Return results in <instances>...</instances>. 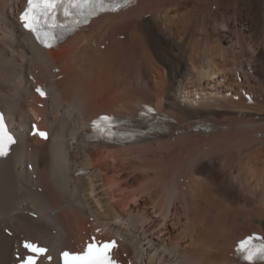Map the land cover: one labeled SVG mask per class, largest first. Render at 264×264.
Here are the masks:
<instances>
[{"label": "bare ground", "instance_id": "1", "mask_svg": "<svg viewBox=\"0 0 264 264\" xmlns=\"http://www.w3.org/2000/svg\"><path fill=\"white\" fill-rule=\"evenodd\" d=\"M25 3L0 0V107L17 134L0 158V264L16 234L70 246L96 216L130 227L114 231L145 264H264L233 250L264 234V0H134L48 49L20 27ZM148 104L169 133L89 141L102 113ZM34 114L47 140L28 135Z\"/></svg>", "mask_w": 264, "mask_h": 264}, {"label": "snow or ice", "instance_id": "2", "mask_svg": "<svg viewBox=\"0 0 264 264\" xmlns=\"http://www.w3.org/2000/svg\"><path fill=\"white\" fill-rule=\"evenodd\" d=\"M87 6L95 9L96 6L103 7L102 4L95 5L91 0H87ZM64 9L65 16L75 13H81L83 4L80 0H27V7L20 16L23 26L35 34L36 39L46 46H51L47 43L48 40L54 39V31L59 25L56 23L55 13L58 8ZM37 91L44 95V92L37 88ZM102 120H110V117H101ZM96 124V121H93ZM41 137H47L44 132L39 133ZM14 143L12 136L8 133L3 117L0 116V156L7 154L8 145ZM249 240L241 241L240 251L244 254V259L249 261L264 260V243L259 246H251ZM115 245L114 241L97 243H89L86 250L81 254L71 255L64 252V264H115L109 255V250ZM23 247L36 255H27L21 258L20 264H37V256L46 253L45 248L32 244L28 241L23 243ZM51 259V257H49Z\"/></svg>", "mask_w": 264, "mask_h": 264}, {"label": "rangeland", "instance_id": "3", "mask_svg": "<svg viewBox=\"0 0 264 264\" xmlns=\"http://www.w3.org/2000/svg\"><path fill=\"white\" fill-rule=\"evenodd\" d=\"M212 8H213V6H212ZM216 37H217V35L214 36L215 39H216Z\"/></svg>", "mask_w": 264, "mask_h": 264}]
</instances>
